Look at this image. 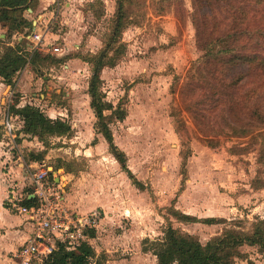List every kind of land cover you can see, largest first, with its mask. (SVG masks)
Wrapping results in <instances>:
<instances>
[{
  "label": "rangeland",
  "instance_id": "374dc122",
  "mask_svg": "<svg viewBox=\"0 0 264 264\" xmlns=\"http://www.w3.org/2000/svg\"><path fill=\"white\" fill-rule=\"evenodd\" d=\"M117 1L53 0L45 13L50 19L48 43L63 52L54 55L49 48L35 54L36 65L29 67L41 85L35 86L37 97L28 95V104L47 116L55 111L51 115L64 119L72 132L43 137L16 131L8 136L3 129V150L27 164L20 176L2 167L0 197L10 211L1 212L2 221L23 217L9 200L21 194L17 203L23 205L34 169L46 167L66 184L69 214L99 215L97 227L85 231V242L97 254L90 264H158L152 253L144 252L145 241L163 240L170 227L204 246L229 230L251 233L257 220L264 219V131L236 137L215 114L210 147L184 111L182 87L204 56L197 45L194 0H131L129 26L115 46L125 45L126 50L117 55V67L102 73L107 101L126 112L125 120L114 117L110 123L115 144L143 190L121 176L107 143L92 129L97 124L88 95L93 67L86 59L109 41ZM208 1L197 0L203 6ZM249 2L256 7V1ZM38 7L33 19L40 15ZM91 202L95 207L85 211ZM184 214L193 221L180 219ZM90 230L96 231L95 238L88 235ZM23 244L3 249L0 264L6 258L16 260ZM240 253L236 264H264L258 247L246 245Z\"/></svg>",
  "mask_w": 264,
  "mask_h": 264
},
{
  "label": "trees",
  "instance_id": "16d2710c",
  "mask_svg": "<svg viewBox=\"0 0 264 264\" xmlns=\"http://www.w3.org/2000/svg\"><path fill=\"white\" fill-rule=\"evenodd\" d=\"M253 1H256V7L249 0H209L206 6L194 0L197 45L204 56L189 70L181 99L184 111L194 119L199 133L210 147L213 146L209 141L216 134L215 127L211 125L215 114L217 122L221 120V124L223 121L224 129L236 137H248L264 131V0ZM130 3L131 0L117 1L109 41L86 62L93 67L89 95L97 119L96 131L106 139L112 155L133 184L143 190L141 182L127 166L126 155L115 145L110 128L114 117L125 120L126 112L106 102L101 88L103 70L116 67L119 61L117 55L126 50L125 45L118 49L115 46L129 26ZM38 4L39 0H0V23L30 34L33 23L25 17V13L29 9L35 11ZM215 32L218 33L217 38ZM34 57L29 61V56L19 48L0 40V77L12 85L17 73L28 64L36 65ZM107 112H110L109 115H106ZM11 113L23 118L27 134L39 132L45 137L66 136L72 132L70 124L50 119L33 105L13 107ZM2 139L0 129V142ZM35 203L36 200L31 199L25 200L23 205ZM179 217L193 221L190 216ZM87 233L90 238L96 237L95 230ZM145 244L144 252L152 253L158 264H236V260L241 258L240 249L246 245L258 247L259 252L264 254V219L257 220L251 233L229 230L205 246L194 236L183 234L173 227L168 229L163 240H147ZM96 257L94 248L88 242L82 243L75 251L59 245L43 264H90Z\"/></svg>",
  "mask_w": 264,
  "mask_h": 264
},
{
  "label": "crops",
  "instance_id": "0c3cea01",
  "mask_svg": "<svg viewBox=\"0 0 264 264\" xmlns=\"http://www.w3.org/2000/svg\"><path fill=\"white\" fill-rule=\"evenodd\" d=\"M51 3H53V0H47V2H46V0H39L38 10L40 12V15L38 16V19L37 18L33 19V15L35 16L37 9L35 11H33L32 9H29L28 11H26V12H28V14L30 16L28 15L25 17L27 19H29L30 21H32V23H33V30L30 34H27L28 31H22V32L20 31L19 32V31L14 30L11 25L5 26L2 23H0V29L2 31H4V32L0 33V40L5 42V44H7L13 48H19L21 50V52H24L25 54H27L29 56V58H28L29 61L31 60V58H33L35 56V54H37V53L43 54V53L48 52L49 48L53 49L54 45L48 43V38L51 35L50 30L44 36V43L42 45L38 46L37 48H36V44L33 42V39L31 38V35L35 30L39 31L41 29L42 23L47 24L50 21V19L49 20L46 19L48 14H45V13L49 10V7L52 5ZM60 49H61L60 53L55 54L53 52V54L54 55H62L63 50H62V48H60ZM87 64H89V63H87ZM29 66L31 67V65L28 64V66L22 72L17 73L13 77L12 85H9L8 83H6L4 81L3 78L0 77V129H1L3 136H4V133H3L4 131L8 136H9V134L14 135V132H16V131H21L22 133H26L24 131V120H23V118L18 116V115L12 114L11 111H12L13 107L24 108L26 105H32L31 102H29V104H28V98L27 97L29 94L32 95L33 98L37 97V95L34 92L35 86L41 85L40 84L41 79L36 74V72H34L32 69H30ZM114 68H105L102 73H104L106 69H114ZM101 80L103 83V77L102 76H101ZM33 88H34V90H33ZM31 91H33V92H31ZM88 95H89V92H88ZM89 97H90V95H89ZM17 99L19 101H16ZM90 101H91V98H90ZM105 101L108 102L107 99H105ZM16 102H18V103H16ZM108 103H110V102H108ZM90 111L95 116V113L91 108V102H90ZM49 112H50V114L48 117L50 119L61 120V121L66 122L64 119L57 118V116H54V115H56L53 113L55 111H49ZM108 113H110V112H107L106 115H109ZM51 114H54V115H51ZM16 122H18V128L16 127V124H15ZM3 129H4V131H3ZM92 129L94 131H96V125H93ZM98 135H99V137L102 136L104 141L107 143L106 139L103 137L102 134L98 133ZM113 137H114V135H113ZM114 142H115V140H114ZM3 145H4V141H1L0 142V177L2 176L3 165L9 166V170H11L9 172L10 174L13 171V172L19 174L17 176H20L23 172V171H21V167H25L27 163L26 164L24 162L20 163V160L22 157H20V159H18L17 161L13 160L10 151L7 149L3 150V148H2ZM7 145H10V144H7ZM107 145L109 147L108 143H107ZM15 146H17V144H15ZM113 158L115 159V157H113ZM115 161H116L117 165L119 167H121L116 159H115ZM14 164H18L17 166H18L19 171L15 170ZM36 166H30V167H31V169H34V167H36ZM44 169L48 170L50 172V181H52V182L56 181V184L60 185L61 187H64L63 190L65 192V194H64V198H65L64 208H65V203H66L65 185L66 184L63 181H61V179L52 176V174L54 173L52 168L44 167ZM121 169L122 168H120V170ZM22 170H23V168H22ZM34 170L38 171L39 169L35 168ZM121 172H122L121 176L125 177L131 183V179H130L129 175L125 171H121ZM34 189L35 188H34L33 177H32L31 186H30L31 191L27 195V196H29L28 200L35 199V197H33V194L35 191ZM12 193L15 194V191ZM19 194L20 193L18 192V195ZM22 194H23V192H22ZM19 197L22 198L23 196H21V194L19 196H14V198H17V199H19ZM12 199H10L9 202ZM18 204L19 203H17V205ZM94 204H96V203L91 202V204L89 206L84 208L85 211L93 210V207H95V206H93ZM101 204L106 205L104 203H101ZM34 205L26 206V207H33ZM97 205H100V204L97 203ZM22 206H24V205H22ZM11 207L14 208L15 210H17L19 212V214L23 217H21V218L18 217V219H13V217H11V218L8 217V218H6L5 222H3L2 217H1L2 216L1 212L4 211V212L9 214L10 211H9V209L6 208V205L3 204V200L0 197V255L3 252V249L10 250L12 248H15L16 244L19 243L20 241H24V243H25L32 236V234L34 232V225L28 221L29 220L28 217L24 214H21L19 209L15 208L13 205ZM100 207H102V206H99V209L106 211V210H104V208H100ZM85 211H83V212L81 211L80 213H84ZM184 215L190 216L189 214H184ZM190 217H192V216H190ZM12 220H14V222H11ZM16 241H17V243H16ZM44 261H43V263H44ZM43 263H39V264H43ZM2 264H16V260L6 258V260L3 261Z\"/></svg>",
  "mask_w": 264,
  "mask_h": 264
},
{
  "label": "built area",
  "instance_id": "2783aa9c",
  "mask_svg": "<svg viewBox=\"0 0 264 264\" xmlns=\"http://www.w3.org/2000/svg\"><path fill=\"white\" fill-rule=\"evenodd\" d=\"M47 32L48 24L42 23L41 29L32 33L31 38L36 48L44 43ZM52 50L55 54L61 51L59 47H53ZM33 184L35 188L33 197L36 199L33 207L17 205V201H22L17 198L10 201L34 225L32 236L16 254V264L43 263L58 245L69 251L77 250L85 242V231L96 228L99 219L97 213L91 216L69 214L64 208V187L56 184V181H50L48 170H38L33 176ZM28 197L26 196V200Z\"/></svg>",
  "mask_w": 264,
  "mask_h": 264
}]
</instances>
